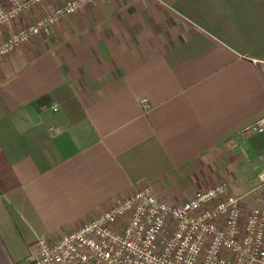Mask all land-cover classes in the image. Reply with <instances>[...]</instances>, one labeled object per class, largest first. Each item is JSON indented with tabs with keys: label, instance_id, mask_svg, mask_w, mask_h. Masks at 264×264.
<instances>
[{
	"label": "crops",
	"instance_id": "obj_1",
	"mask_svg": "<svg viewBox=\"0 0 264 264\" xmlns=\"http://www.w3.org/2000/svg\"><path fill=\"white\" fill-rule=\"evenodd\" d=\"M262 115L264 0H94L0 59V264L142 184L189 198L264 151Z\"/></svg>",
	"mask_w": 264,
	"mask_h": 264
},
{
	"label": "built area",
	"instance_id": "obj_2",
	"mask_svg": "<svg viewBox=\"0 0 264 264\" xmlns=\"http://www.w3.org/2000/svg\"><path fill=\"white\" fill-rule=\"evenodd\" d=\"M45 1L0 0V31L9 30L0 40V59L94 0H53L34 21L11 27L22 12ZM140 104L149 107L145 97ZM241 132H264V115ZM254 160L252 204L248 194L233 192L224 175L177 203L145 183L57 239L37 237L32 264H264V151Z\"/></svg>",
	"mask_w": 264,
	"mask_h": 264
},
{
	"label": "rangeland",
	"instance_id": "obj_3",
	"mask_svg": "<svg viewBox=\"0 0 264 264\" xmlns=\"http://www.w3.org/2000/svg\"><path fill=\"white\" fill-rule=\"evenodd\" d=\"M251 156L250 157L253 158V163H249L242 155H235L231 157V162H228L224 169H220L221 173L216 177L220 178L219 176L221 174L224 175L229 181L233 192L237 195L248 194L258 184L256 175L257 168L255 166V169L252 167V165L255 163V160L254 156ZM247 197L248 199L246 200V203L252 204L253 200L251 199L252 197H250V194H248Z\"/></svg>",
	"mask_w": 264,
	"mask_h": 264
}]
</instances>
